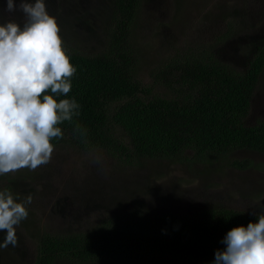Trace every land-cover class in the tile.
<instances>
[{
	"label": "trees",
	"instance_id": "16d2710c",
	"mask_svg": "<svg viewBox=\"0 0 264 264\" xmlns=\"http://www.w3.org/2000/svg\"><path fill=\"white\" fill-rule=\"evenodd\" d=\"M103 1L108 17L97 46L81 48L74 35L62 39L76 72L67 96L54 98H74L80 107L78 116L58 125L62 137L51 141L54 148L97 149L125 168L141 159L190 164L237 151L264 155V121L247 123L264 74V44L247 52L246 66L239 70L215 56L216 41L186 46L145 86L137 77L131 41L141 0ZM233 34L229 29L221 37ZM250 165L248 160L230 163L237 169ZM9 184L4 189L18 194ZM259 215L222 207L155 213L134 205L84 231L34 236L33 264H150L160 257L205 261L225 249L229 230L256 223Z\"/></svg>",
	"mask_w": 264,
	"mask_h": 264
},
{
	"label": "rangeland",
	"instance_id": "374dc122",
	"mask_svg": "<svg viewBox=\"0 0 264 264\" xmlns=\"http://www.w3.org/2000/svg\"><path fill=\"white\" fill-rule=\"evenodd\" d=\"M14 2L18 6L19 0ZM44 3L58 23L61 39L78 36L79 46L86 50L99 44L108 17L103 0ZM6 9V0H0V24L14 20L22 26L24 14ZM229 29L234 34L223 40ZM131 41L138 54L137 77L145 86L152 85L151 74L173 55L201 42L216 41L215 56L239 70L246 66L247 52L264 44V0H141ZM261 121L264 74L247 117L248 124ZM234 159L248 160L251 165L234 168L230 166ZM10 182L21 198L31 194L33 200L28 217L16 228V246L0 248V264H33L34 236L43 231H84L134 205L155 213L186 214L222 207L264 214V155L249 151L190 164L141 159L137 166L125 168L97 149L81 152L59 146L50 161L35 170L23 168L0 175V190L12 187ZM5 235L0 232V243ZM214 262L215 258L187 262L160 257L150 264Z\"/></svg>",
	"mask_w": 264,
	"mask_h": 264
},
{
	"label": "clouds",
	"instance_id": "9594fccd",
	"mask_svg": "<svg viewBox=\"0 0 264 264\" xmlns=\"http://www.w3.org/2000/svg\"><path fill=\"white\" fill-rule=\"evenodd\" d=\"M6 2L9 13L19 10L25 20L22 26L14 20L0 24V175L47 164L51 141L62 137L58 125L78 116L80 107L74 98H54L70 92L76 68L44 0ZM32 200L31 194L21 198L0 190V232L6 233L0 248L16 246V228ZM222 243L214 264H264V214L229 230Z\"/></svg>",
	"mask_w": 264,
	"mask_h": 264
}]
</instances>
